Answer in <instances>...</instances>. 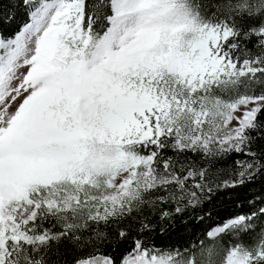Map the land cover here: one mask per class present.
Wrapping results in <instances>:
<instances>
[{
  "label": "snow or ice",
  "instance_id": "obj_1",
  "mask_svg": "<svg viewBox=\"0 0 264 264\" xmlns=\"http://www.w3.org/2000/svg\"><path fill=\"white\" fill-rule=\"evenodd\" d=\"M0 264H264V0H0Z\"/></svg>",
  "mask_w": 264,
  "mask_h": 264
},
{
  "label": "trees",
  "instance_id": "obj_2",
  "mask_svg": "<svg viewBox=\"0 0 264 264\" xmlns=\"http://www.w3.org/2000/svg\"><path fill=\"white\" fill-rule=\"evenodd\" d=\"M197 2H200V0H197ZM205 3L210 4L212 2V0H204ZM214 9H212L211 7L208 8V13L211 14V12ZM248 47L252 48L253 51H255L256 49L253 47V42H249L248 43ZM186 216H188V218L190 219V214H186ZM211 221H207L204 225H194L193 224H189L187 226V228H185L183 225L180 224V218H177L176 220V227L175 229L170 228L169 229V236L172 240H187L190 238V234L195 233V234H199L201 232V230L207 226V224H210ZM245 239L247 240L248 238L245 237Z\"/></svg>",
  "mask_w": 264,
  "mask_h": 264
}]
</instances>
